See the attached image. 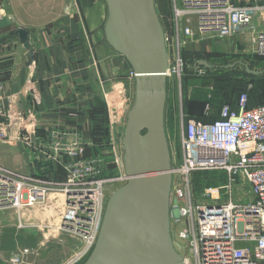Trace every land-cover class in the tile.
<instances>
[{
	"label": "built area",
	"instance_id": "obj_1",
	"mask_svg": "<svg viewBox=\"0 0 264 264\" xmlns=\"http://www.w3.org/2000/svg\"><path fill=\"white\" fill-rule=\"evenodd\" d=\"M174 0V34L170 41L182 47L195 34H214L226 38L250 28L253 17L264 10V0ZM166 46L168 39L165 38ZM169 42V41H168ZM254 56L264 59V31L256 33ZM169 62V54H168ZM175 67H182L175 56ZM130 77L134 74L130 71ZM252 85L238 96L236 103L222 106L216 119L187 120L180 139L178 165L172 163L175 186L172 209L182 224L179 238L186 243V264H264V104L248 107ZM204 116L211 111L205 107ZM47 157L60 162L65 180L41 182L0 167V207L29 208L45 200L49 192L64 198L63 228L78 236L80 246L62 264H80L91 252L103 219L105 186L112 182L99 178L98 158H84L83 143L63 145L53 133ZM5 133L0 125V142ZM116 159V156H114ZM195 172H220L226 177L229 199L220 204L192 200L190 176ZM127 180L124 174L121 177ZM246 186L250 200L242 193L232 198L236 188ZM185 199L184 204L180 201ZM191 259L193 263H191ZM21 264L18 256L11 260Z\"/></svg>",
	"mask_w": 264,
	"mask_h": 264
},
{
	"label": "crops",
	"instance_id": "obj_2",
	"mask_svg": "<svg viewBox=\"0 0 264 264\" xmlns=\"http://www.w3.org/2000/svg\"><path fill=\"white\" fill-rule=\"evenodd\" d=\"M258 15L264 19V10ZM106 18L104 0H0V163L63 179L62 166L47 157L53 133L66 146L85 143L84 158H96L100 75L132 80L125 57L105 40ZM20 29L28 32V49ZM229 45L210 50L239 53L241 45Z\"/></svg>",
	"mask_w": 264,
	"mask_h": 264
},
{
	"label": "rangeland",
	"instance_id": "obj_3",
	"mask_svg": "<svg viewBox=\"0 0 264 264\" xmlns=\"http://www.w3.org/2000/svg\"><path fill=\"white\" fill-rule=\"evenodd\" d=\"M173 2L174 0H155L156 11L165 38L169 41L166 46L169 54V67L171 69L175 67L177 53L182 62L179 71L167 76L165 82L164 124L171 152V164L175 163L176 166L181 153L180 139L187 120L207 122L221 106L236 103L238 96L247 90L249 84L252 88L254 85L256 87L251 95L252 103H264V75L254 79V84L250 83L251 80L244 74L245 68L242 65L243 61L250 62L248 58L253 56L255 45L253 41L256 33L264 31V19L260 18L257 13L252 19L250 28L253 29H247L222 39L214 34H195L191 38L183 39L184 45L178 48L175 42L170 41L173 39L175 25ZM243 2L253 4L250 0H243ZM228 44L241 45L239 53L227 54L210 50V45H213L215 50L224 51ZM193 53L200 55L198 61H205L211 67L201 66L196 63L197 60L186 59L187 54ZM227 64L232 67L226 68ZM100 76L98 100L100 105H97V113L101 126L97 130L99 146L94 149L96 152L94 157L96 156L100 162L99 178L112 181L104 187L106 205L112 192L127 181L121 178L124 174L121 140L126 115L134 101L135 84L133 78L128 79L127 74H119L110 81ZM127 95H129V100L126 99ZM206 106L211 111V117L203 114ZM84 148L87 154V149L85 146ZM7 162L11 163L8 160ZM55 165L59 167L61 164L55 161ZM0 167L46 183H61L65 180V175L63 179L58 180L55 177L44 176L46 174L27 173L30 171L20 169L18 165L0 163ZM190 182L191 197L195 202L220 204L229 199L226 177L220 172H195L191 174ZM247 190L246 186L242 189L236 188L232 193V198L237 201L238 194L242 193L244 201L250 200L251 197L247 194ZM174 194L175 186L172 182L170 192L171 237L176 251L183 259H186L188 249L186 243L179 238V232L183 226L176 222L177 213L172 209L176 196ZM46 196L44 201L37 202L29 208L0 207V264H13L11 260L16 256L21 258V264H62L75 252V248L80 246L78 236L63 228L64 197L56 191L49 192ZM180 202L184 204L185 199L182 198ZM191 263H193L192 259Z\"/></svg>",
	"mask_w": 264,
	"mask_h": 264
},
{
	"label": "water",
	"instance_id": "obj_4",
	"mask_svg": "<svg viewBox=\"0 0 264 264\" xmlns=\"http://www.w3.org/2000/svg\"><path fill=\"white\" fill-rule=\"evenodd\" d=\"M104 1L105 40L129 64L135 94L121 140L127 181L109 196L82 264H184L170 229L172 158L164 124L169 62L155 0ZM17 35L28 49V32L20 29Z\"/></svg>",
	"mask_w": 264,
	"mask_h": 264
},
{
	"label": "trees",
	"instance_id": "obj_5",
	"mask_svg": "<svg viewBox=\"0 0 264 264\" xmlns=\"http://www.w3.org/2000/svg\"><path fill=\"white\" fill-rule=\"evenodd\" d=\"M200 58V55L199 54H187V57H186V59H188V60H190V61H193V60H197L196 61V63L197 64H199V62L200 61H198V59ZM250 62H245V61H243V64H242V62H241V64L244 66V68H248L250 71H254V72H257V74H251V73H248L247 71H246V69L244 70V74L248 77V78H250L249 80H251L250 81V83L252 82H254L253 80L254 79H256V78H258L260 75H264V68H262L261 70H258L257 69V67L258 66H260L262 63H263V61H264V59L263 58H260V57H258V56H255L252 60H250V59H248ZM240 63V62H239ZM250 63V64H249ZM211 66V65H210ZM232 67V65H230V64H227L226 65V68H228V69H230ZM255 83V82H254ZM253 83V84H254ZM254 87H255V85H254ZM254 87L252 88V90L249 92V95H248V98H250L251 97V95L253 94V91H254ZM259 87H261V86H259ZM262 89H263V87H261ZM255 89H256V87H255ZM263 91H264V89H263ZM259 92H260V90H259ZM264 93V92H263ZM250 96V97H249ZM235 104V103H234ZM234 104H231V106H233ZM261 104H264V103H261ZM255 105H259V104H254V105H250V103H249V100H248V107L249 108H251V107H253V106H255ZM222 107V106H221ZM220 107V108H221ZM219 108V109H220ZM218 109V110H219ZM218 110H217V112H216V114L213 116L212 115V117H211V119L210 120H208L207 122H211V121H213V120H215L216 119V116H217V113H218ZM197 121H199V120H197ZM201 122H203V121H201Z\"/></svg>",
	"mask_w": 264,
	"mask_h": 264
},
{
	"label": "bare ground",
	"instance_id": "obj_6",
	"mask_svg": "<svg viewBox=\"0 0 264 264\" xmlns=\"http://www.w3.org/2000/svg\"><path fill=\"white\" fill-rule=\"evenodd\" d=\"M46 198V197H45ZM49 198V197H48ZM59 200H60V202H62V200H61V198L59 197ZM53 205V203L51 204V206ZM18 207V209H19V206H17ZM17 209V208H16ZM183 258V257H182ZM184 260V259H183ZM184 264H186V261H184Z\"/></svg>",
	"mask_w": 264,
	"mask_h": 264
}]
</instances>
